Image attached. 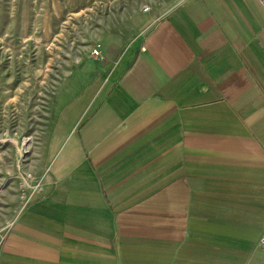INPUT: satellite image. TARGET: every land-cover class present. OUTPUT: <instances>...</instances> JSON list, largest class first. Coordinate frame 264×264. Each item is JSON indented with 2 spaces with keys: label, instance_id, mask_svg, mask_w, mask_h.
Segmentation results:
<instances>
[{
  "label": "crops",
  "instance_id": "obj_1",
  "mask_svg": "<svg viewBox=\"0 0 264 264\" xmlns=\"http://www.w3.org/2000/svg\"><path fill=\"white\" fill-rule=\"evenodd\" d=\"M118 1L122 35L58 88L0 264H264V8Z\"/></svg>",
  "mask_w": 264,
  "mask_h": 264
},
{
  "label": "rangeland",
  "instance_id": "obj_2",
  "mask_svg": "<svg viewBox=\"0 0 264 264\" xmlns=\"http://www.w3.org/2000/svg\"><path fill=\"white\" fill-rule=\"evenodd\" d=\"M110 34L118 0H0V235L46 171L58 88Z\"/></svg>",
  "mask_w": 264,
  "mask_h": 264
},
{
  "label": "built area",
  "instance_id": "obj_3",
  "mask_svg": "<svg viewBox=\"0 0 264 264\" xmlns=\"http://www.w3.org/2000/svg\"><path fill=\"white\" fill-rule=\"evenodd\" d=\"M257 1L264 8V0H257ZM146 10H147V7H144L142 11H146ZM92 55H94L95 57H98V58L101 57V51L99 50L98 46L92 50ZM257 243H258V246H264V229H263L261 235L259 236Z\"/></svg>",
  "mask_w": 264,
  "mask_h": 264
}]
</instances>
